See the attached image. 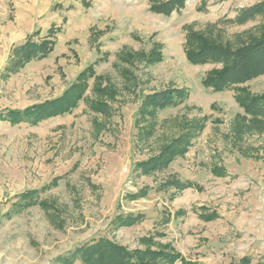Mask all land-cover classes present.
<instances>
[{"label":"rangeland","instance_id":"1","mask_svg":"<svg viewBox=\"0 0 264 264\" xmlns=\"http://www.w3.org/2000/svg\"><path fill=\"white\" fill-rule=\"evenodd\" d=\"M152 2L0 0V264H60L99 239L132 251L167 244L182 256L173 264H264V132L242 128L238 101L264 96V74L216 92L203 80L222 66L187 58L190 31L230 44L264 36V15L230 22L264 0H187L170 16ZM30 37L55 48L7 73L12 49ZM89 67L69 113L37 124L2 117L62 96ZM168 89L188 96L142 107ZM180 137L189 145L165 169L141 168Z\"/></svg>","mask_w":264,"mask_h":264},{"label":"trees","instance_id":"2","mask_svg":"<svg viewBox=\"0 0 264 264\" xmlns=\"http://www.w3.org/2000/svg\"><path fill=\"white\" fill-rule=\"evenodd\" d=\"M187 0H153L151 10L160 15L170 16L174 12L185 9ZM264 15V3H258L237 12L231 23L243 25ZM56 27L50 29V37L56 33ZM190 44L187 58L193 65L215 64L221 65L220 70L211 72L204 80L203 85L214 91H224L239 84L248 82L264 74V36L250 35L248 39L239 37L236 44L224 43L220 34L213 30L206 33L191 32L188 34ZM55 41L46 38L35 41L32 37L15 46L8 60L6 72L13 74L34 60L47 58L55 48ZM94 75L93 67H89L78 80L60 97L45 101L24 110L7 111L2 117L12 124L29 122L37 124L40 121L64 115L74 110L84 99L88 88V77ZM107 93V94H106ZM113 100V92H105ZM188 96L186 89H168L148 95L144 98L142 107L165 109L179 105ZM114 101V100H113ZM246 113L242 128L249 133L264 132V96L247 94L238 98ZM96 109L111 115L112 107L107 102H98ZM189 142L180 137L166 146L161 153L140 164L145 172L162 171L171 160L185 152ZM181 187L180 184H176ZM137 218V219H136ZM128 220V224L137 221ZM157 248L130 250L114 241L99 239L78 246L68 256L57 259L60 264H73L80 260L83 264H173L182 260V256L170 248L169 245L157 244ZM185 264H197L185 262Z\"/></svg>","mask_w":264,"mask_h":264}]
</instances>
